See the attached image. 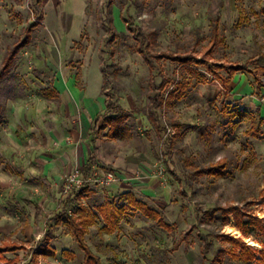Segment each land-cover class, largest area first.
Returning <instances> with one entry per match:
<instances>
[{
    "label": "rangeland",
    "instance_id": "374dc122",
    "mask_svg": "<svg viewBox=\"0 0 264 264\" xmlns=\"http://www.w3.org/2000/svg\"><path fill=\"white\" fill-rule=\"evenodd\" d=\"M13 1H0L2 143H6L10 133L6 109L18 104L21 109L26 107L28 98L40 96L43 86L51 90L48 82L55 77L64 82L76 77V88L95 95L100 92L103 100L104 94L111 95L134 117L126 123L131 129L129 139H109L104 136L106 131L98 135L93 158L96 165L87 176L100 177L109 171L126 176L129 181L112 185L128 184L125 187L132 189L136 199L157 211L169 228H160L128 207L112 234H99L98 238L103 239L99 245L94 237L104 223L96 214V223L84 239L103 264H215L227 245L222 236L241 239L260 250V237H244L236 222L248 216L264 219V123L259 122L264 120V92L262 96L238 92L236 85L243 79L252 84V78L244 74H237L231 82L227 98L222 97L219 83L193 79L182 101L168 110L156 111V129L147 116L154 95L150 79L154 77L157 86L172 81L178 66L169 61L154 62L155 70L150 72L142 57L134 52V40L125 22L133 19L143 32L155 33L151 46L156 53L244 65L264 55V0ZM239 11L245 18L241 25L237 24ZM216 17L220 19L223 40L220 46H214L210 39L211 22ZM49 21L59 24L57 32ZM33 24L36 28L30 35V45L3 72L7 51L23 42L26 29ZM219 73L226 76L223 70ZM259 75L264 83V71ZM166 89L172 90L173 85L166 83ZM223 107L228 115L223 113ZM236 111L245 115L230 117ZM105 113L103 108L101 114ZM172 123L195 129L176 130ZM11 125L19 136L14 127L18 123ZM215 163H225L223 176L194 177L196 169ZM76 167L80 168L74 166L71 170ZM23 168L15 165L13 157L0 156V186H4L0 187V243L23 245L22 250L6 257L13 259L14 264H34L32 250L50 231L54 236L50 245L56 256L39 258V264H82L83 253L74 237L64 225L56 223L55 215L64 209L59 192L47 194L42 185L31 190L29 182L22 178ZM160 169L163 176L158 174ZM85 186L95 196H83L81 204L93 213L106 199L125 204L122 194L126 190L110 195V186L88 183L71 193ZM229 206H238L241 214L223 216L218 211L211 219L205 214L209 209ZM68 209L71 212V206ZM206 235H211L213 248L203 260L201 245ZM62 251H69L74 257L68 260L61 256ZM220 264L238 263L221 255Z\"/></svg>",
    "mask_w": 264,
    "mask_h": 264
},
{
    "label": "trees",
    "instance_id": "16d2710c",
    "mask_svg": "<svg viewBox=\"0 0 264 264\" xmlns=\"http://www.w3.org/2000/svg\"><path fill=\"white\" fill-rule=\"evenodd\" d=\"M219 17H216L211 22V42L214 46L222 45L223 40L220 37L219 28ZM245 21L241 11H239V19L237 24L241 25ZM127 31L132 35L134 40V52L139 54L143 61L149 67L150 72L155 70L154 62L169 61L171 63L177 64V70L173 72V80H166L160 86H157L154 82V77L150 79V88L154 92V95L150 98V103L148 105L147 116L148 120L152 125L156 127L157 117L156 111L168 110L176 103H179L186 97L187 90L191 85L193 79L206 80L208 82H217L221 86L222 97L227 98L230 96L229 84L236 73H247L251 75L255 81L258 90L264 91V83L259 77V72L264 70V57H259L254 63H246L244 65H223L209 63L205 59H197L192 55H176L173 53H156L152 49V43L155 42L156 34L152 32H143L137 25H135L134 20L131 19L125 22ZM35 24L27 28L25 31V37L23 42L14 45L11 49L7 51L6 57L4 59L3 72L8 71L16 57L19 55L21 50L26 47L30 41V34L35 28ZM250 65H257L251 68ZM223 70L226 76L219 73ZM211 76L210 80H207L205 75ZM103 77H106V73L103 72ZM166 83L173 85V89H166ZM104 94V89H103ZM104 108L106 113L102 116V124L99 129H96L99 133L106 131L105 136L109 139L119 140V139H129L131 129L128 127L127 120L134 118L133 115L125 111L119 104L114 102V97L111 95L104 94ZM2 110V105L0 104V111ZM222 111L225 115H228L226 108L223 107ZM245 113L241 111H236L230 113V117L239 116L242 117ZM261 124L264 120L261 118L259 121ZM173 128L184 129V132L194 130L195 127L182 125L179 123H172ZM160 130V129H159ZM165 129H161V131ZM250 135H253L249 133ZM178 134L175 133V137ZM189 163V162H188ZM190 165V163L188 164ZM225 163H215L208 164L202 168L196 169L193 173L194 177L201 175H209L215 177L223 176V171L225 169ZM84 175H88L91 172V165L87 164L84 167ZM87 192V188H81L77 192L71 193L69 197L65 200L64 209L58 212L56 216V223L64 225L69 232L74 237L79 249L83 253L82 264H103L101 258L98 254L93 252L91 248L86 244L84 236L89 232V228L96 223L97 215L102 219L104 226L99 229L97 235L94 237L99 245L103 244V239L98 238L99 234L106 233L112 234L125 215L128 207L139 212L142 216L155 222L157 226L163 229H168L169 226L164 223L162 216L150 208L144 202L136 199V197L127 192L123 193L122 197L125 204L118 205L113 199H106L104 203L96 207L97 213H93L91 210L87 209L81 204L82 197ZM71 206V212L68 207ZM222 212L223 216L227 214L240 215V210L238 206H229L227 208H215L209 209L205 212L206 216L213 218L216 212ZM97 214V215H96ZM66 216L65 218L63 216ZM236 228L241 231L244 237L250 236L252 234H257L260 237L258 242L261 245L260 250H256L251 246L246 245L241 239L233 238L229 236H222V242L227 245L219 252L218 257L215 259V264H220L221 255L229 256L234 262L238 264H264V219H259L256 216H248L246 220H238L236 222ZM211 235H206L203 239V244L201 245V256L203 260L206 259L207 254L213 248V243L210 241ZM54 238L53 234L48 231L38 247L32 250V261L34 264H39L38 260L42 258H54L56 256V251L50 245L51 240ZM23 247L19 244L13 242L0 243V264H14V260L6 257L9 253H14L16 251L22 250ZM61 256L71 260L74 254L69 251H62ZM49 264V263H47Z\"/></svg>",
    "mask_w": 264,
    "mask_h": 264
},
{
    "label": "crops",
    "instance_id": "0c3cea01",
    "mask_svg": "<svg viewBox=\"0 0 264 264\" xmlns=\"http://www.w3.org/2000/svg\"><path fill=\"white\" fill-rule=\"evenodd\" d=\"M15 1L20 2L19 0L13 2ZM49 24L54 30L56 29L55 32L60 28L59 24L53 21H49ZM29 45L27 44L21 52ZM262 56L264 57V55ZM237 74H244L252 78V84L246 79L238 83L236 85L240 88L238 92L242 94L253 92L255 95L262 96L264 91L258 90L253 77L247 73L234 74L230 84L235 80ZM76 82V77L68 78L65 82L63 78L55 77L48 82L51 90H47V86H43L46 83L43 84L44 88L41 90L40 96L29 97L28 104H25L26 107L21 109L18 104V107L14 105L8 110L6 109L9 125L7 128L10 133L7 135L6 143H2L3 139L0 140V148H2L0 156L13 157L18 168L24 167L22 178L25 177L23 179L29 182L31 190H36L42 185L45 186L47 194L55 195L59 192L61 200L64 201L63 207L69 196L62 195V187L60 188L62 176L74 166H79L82 172L87 164L91 165V170L95 167L96 163L93 162V158L98 149L97 137L104 132L99 133L96 130L101 127L103 116L101 113L104 108V100L100 97V92L95 95L78 89L75 86ZM15 122L18 123L14 127L18 129L19 136L11 127V124L14 125ZM127 185H120L121 187L112 185L108 187L107 193L111 195L121 189L133 194L130 187H125ZM84 196L93 197L95 193L93 191L86 192ZM35 206L39 205L35 204ZM35 216L37 217V213ZM21 246L23 247V245Z\"/></svg>",
    "mask_w": 264,
    "mask_h": 264
},
{
    "label": "built area",
    "instance_id": "2783aa9c",
    "mask_svg": "<svg viewBox=\"0 0 264 264\" xmlns=\"http://www.w3.org/2000/svg\"><path fill=\"white\" fill-rule=\"evenodd\" d=\"M159 175L163 176L160 169ZM139 180L140 177H137ZM129 179L126 176L118 175L113 171L102 174L100 177L97 175L87 176L84 175L81 168H74L64 176L62 185V195L68 196L74 188H80L88 183H95L101 186H110L114 183L127 182Z\"/></svg>",
    "mask_w": 264,
    "mask_h": 264
}]
</instances>
